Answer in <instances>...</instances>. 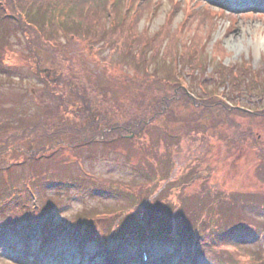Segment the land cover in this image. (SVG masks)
Segmentation results:
<instances>
[{"label": "rangeland", "instance_id": "1", "mask_svg": "<svg viewBox=\"0 0 264 264\" xmlns=\"http://www.w3.org/2000/svg\"><path fill=\"white\" fill-rule=\"evenodd\" d=\"M132 4L141 10L137 31L149 35L131 60L136 68L119 61L128 56L122 32L111 43L60 37L52 47L35 30L26 43L10 31V45L0 41V264H24L20 256L28 264H107L106 255L93 256L99 242L120 256L110 264H159L176 243L170 264H189L180 255L192 250L188 230L198 223L208 244L196 255L198 264L213 257L261 264L256 251L264 261V5ZM31 46L40 51L38 70ZM157 52L176 87L203 99L201 106L158 86L168 73L161 72ZM75 86L80 101L68 96ZM108 98L114 106L98 101ZM82 107L112 140L87 144L77 134ZM70 129L76 131L65 134ZM33 131L44 132L42 143H13ZM121 219L129 227L118 237L112 228ZM159 221L173 229V240L166 239L171 246L155 230L140 237L143 226ZM88 228L94 231H82ZM74 230L84 238L79 243Z\"/></svg>", "mask_w": 264, "mask_h": 264}, {"label": "trees", "instance_id": "2", "mask_svg": "<svg viewBox=\"0 0 264 264\" xmlns=\"http://www.w3.org/2000/svg\"><path fill=\"white\" fill-rule=\"evenodd\" d=\"M210 1L211 3L218 5L220 6V8H224V9H228L231 6L229 3V0H210ZM261 3L262 5H264L263 0H258L254 2L253 8L257 9L258 5H260ZM237 7H238V4L236 3L234 7H230V8H232L233 10H237ZM132 10L134 11L132 0L128 2L126 0H116V2H113V0H30V1L0 0V41L3 42V44L6 43L8 45L9 44L8 43V40H9L8 33L10 31L13 33H17L20 37V40L23 43H26L25 41H29L28 37L31 34V32H34L35 30V32L38 31L37 33L39 34V37L42 38L43 42H45L47 38L48 40L46 43H49L50 45H52V47L54 44L59 45L58 42H59L60 37H64L65 39H68L69 41L75 38L76 39L87 38L88 41L89 40L97 41V39L100 38L98 40L99 42L108 40L111 43L112 41H110V38L114 34L118 32H122L127 37L125 40V43L123 44V52L124 53L127 52L126 54L128 56L127 58L119 57V61L121 63H128V64L132 63V66H133L132 68H136V67H139L138 61L135 60V63H133L131 60L135 58L134 56L136 54L135 51H137L140 44L144 43L145 41H147V39H149L148 38L149 35L146 34L145 32L142 33L143 31L141 32L137 31L136 24L140 20L139 18L140 15L138 14L141 12V10L137 12H135L136 11L135 10L134 14H132ZM105 22H107V24H105ZM156 37L158 38V36ZM153 44H156V43L153 42ZM12 45L13 44H11V46ZM29 51L30 53L33 54V56H36V60H35L36 65H37L36 68L39 67L41 64L40 59H38V58H41L39 56L40 55L39 49L34 46H31L29 48ZM37 55L39 57H37ZM157 56L158 58L160 56L158 52H157ZM149 59L153 61V58L149 57ZM164 60L165 59H161L162 64L160 65V69H161V72L168 73L170 64L166 62L164 63ZM183 60L185 63L187 62L185 58ZM147 65L148 63L146 60L145 66ZM1 81L3 83V78H1L0 76V82ZM54 82H57V84L53 83V87H58L59 78L57 79V76L54 78ZM156 83L158 84V86L159 85L163 86L166 89L169 87H173L175 89L174 93H176V89H178L177 91L181 95L182 99H184L189 105H195L196 107H199L201 106L200 105L201 102L204 103L202 101L203 99H199L196 96L192 95L189 91L187 92V91L180 89L179 87H176L177 85L176 83H174L169 73L166 78L162 77L159 80H156ZM78 90L79 88H77V86L72 87L71 89H69L68 96L72 98L77 97L78 101H80L81 98L78 95L79 93ZM172 100L174 101V99ZM211 100L212 99L209 98L207 102L212 104L213 106H216V105L220 106V104L212 103ZM98 101H100L101 103L103 102L109 103V106H114L112 102L113 100L112 99L110 100L109 98H108V101H101V100H98ZM84 103L85 101H83V106H84ZM117 105L118 107H120V105L122 104L119 103ZM80 109L83 110V115H84V116L82 115L83 116L82 117L83 128L77 134L79 136L82 135V138L86 140L87 144H91L97 137H99V139H101L102 142L104 140L108 141V140L113 139L110 136L106 138L104 131H102L104 130L105 127L102 129H98L101 122L99 123L98 121H96V119H91L88 116L89 115L88 112H90L88 107L79 108V110L77 111H80ZM134 128H137V127L135 126ZM138 128L139 130H141V127H138ZM74 131L76 130L70 129V132H65V134L72 133ZM33 133H34L33 135L32 133H29V135L25 133L17 135L16 137L13 138L12 141L15 144V143H19L20 141H29L30 139V141L40 143L41 141L39 140V138L42 139L46 137V135L43 134L44 132L42 133V136L38 135L39 131L38 132L33 131ZM88 133L90 136H92L91 138H88V136L87 137L84 136V135H88ZM17 138L19 139L17 140ZM27 143H30V142H27ZM97 143H100V142H97ZM10 144L12 145V142ZM0 148H1V145H0ZM42 149H45V148H38L37 151L41 152L43 151ZM34 161L37 162V160H33L32 158H29L30 163H34ZM10 166L11 165H9L8 167ZM46 211L47 209L44 212ZM149 211L157 212L154 209H151ZM146 215H150V212L146 213ZM182 215L183 213L181 214V216ZM148 217L149 216H147V218ZM217 222L218 221L214 223L216 224ZM161 224L162 222L159 221L156 223L154 222L151 225L150 224L145 225V226L142 225L143 226V227L141 226L142 235L140 234V237L141 236L148 237L149 235H152L155 230V234H160L159 236L160 243H162L163 245L171 246V243L168 244L167 240L168 239L170 241L173 240V238L172 239L170 238L172 237L170 234L172 233L173 229L169 226L170 223H168L167 226L164 225L163 228L159 226ZM127 227L129 226L126 224V220L121 219L119 223L117 220L114 228H112L113 234L116 233V235L120 237V235H123L125 231H128ZM191 227H192V230H188L190 239H187V241L191 243L192 250L183 254L182 256L180 255V259H181V262H189V264H198L199 260H196V258H198L197 256H199L200 253H202L201 251L204 248H206L208 244H206V242L204 243L200 239V235L203 229L202 223L191 225ZM191 227L189 229H191ZM55 231L57 232V230ZM77 231L78 230H74V234L76 236L74 238L75 239L74 242H76L77 240L79 243V241L84 238H82V233L81 232L78 233ZM82 231L83 232L88 231V233H90V232H93L94 229L88 228ZM183 233H187L185 228H183ZM210 233H211V236H213L215 239H216V236L220 237L219 235L220 233L218 232V230H213L212 232L210 231ZM69 237L73 238L71 236ZM176 239L177 241H179L177 237ZM43 241L44 243L49 244V238H47L46 236H43ZM84 244H85L84 242L82 243L80 242V247H83ZM100 245L102 244L99 242L100 248L97 249L96 253L93 256L95 257L96 255H104V256L106 255V257L104 258L106 262L108 263L110 261V257L106 253L105 249L101 247ZM200 247H202V249H200ZM178 249H179V244L176 243L175 245L172 246V249L170 252H168L166 255L164 254L157 258L158 263L159 264H170L172 259H174L176 255L178 254ZM102 252H104L105 254L104 253L102 254ZM256 254H258V257L255 259H257L259 263L264 264V261H262L261 255H259V251H256ZM216 258L218 257H213L212 259L213 262L211 261L209 262V264H224L222 261L218 263L216 261ZM20 260L24 264H28L27 262H29L27 257L21 258L20 256ZM137 260H138V257H137ZM114 261L119 262L120 256L114 259ZM228 263L232 264L233 261L228 260L227 264Z\"/></svg>", "mask_w": 264, "mask_h": 264}]
</instances>
